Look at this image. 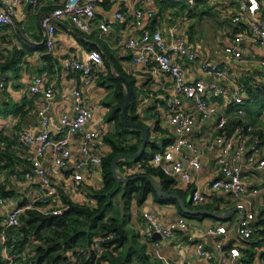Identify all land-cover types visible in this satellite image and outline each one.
<instances>
[{
    "label": "built area",
    "instance_id": "obj_1",
    "mask_svg": "<svg viewBox=\"0 0 264 264\" xmlns=\"http://www.w3.org/2000/svg\"><path fill=\"white\" fill-rule=\"evenodd\" d=\"M1 1L4 5L0 6V25L14 24L12 9L19 1ZM107 1L115 5L126 0H65L63 4L42 15L41 25L47 49L51 50L55 45L56 25L62 16L70 18L78 29L87 34L94 30L109 33L117 24L126 22L132 16L131 27L140 32L127 41L126 48L132 53L133 61L142 64L145 72L162 78L161 83L153 82L154 86L160 89L159 94L152 84L144 90L150 97L160 96L167 101L169 121L175 133L174 140H171L162 151L155 153L149 163L161 169L171 179H182L190 183L193 177L192 170H202L204 164L201 160L203 152L200 146L188 138L186 133L197 121L203 123L215 119L219 133L214 137V142L219 148L217 163L223 178L216 179L212 188L239 200L236 210L245 217L237 223L235 230L239 234V239L247 241L254 233L252 223L257 219L254 210L255 197L264 194V182L255 187L248 186L242 177V167L246 163L263 169L264 145L254 133V126L246 124L243 119L245 102L249 98L248 89L237 80L229 65L233 61H242L244 46L249 44L264 47V21L260 13V0H237L239 10L233 17V22L239 28L232 42L223 47L226 57L224 61L208 58L193 47L188 34L182 30L191 20L188 12L182 14L178 20L170 21V29L166 35L160 29H151L148 26V22L156 17L155 9L152 7L156 0H133L134 3L138 1V6L133 8L131 15L119 6L113 10L112 18L101 21L97 17L98 4ZM188 1L192 4L196 0ZM88 54L87 61L71 57L63 61L67 73H81V84L77 81L72 89V114L65 113L60 116L58 128L63 132L60 137L55 136L49 128L50 119L47 115L50 102L55 97L54 89L44 84L43 76L27 81L29 92L35 95L43 94L48 100L39 108L42 131L32 133L23 129L16 133L18 142L27 152V160L31 166L24 173V182L34 183L38 180L40 185L19 202L15 200L13 194L0 197V206L4 207L0 212L3 227L23 225L28 210H37L42 216H61L70 208V200L89 202V196L85 193L86 184L89 188L99 187L100 182L94 181V175H97L98 171L102 173L105 149L108 148L105 140L106 131L100 126L88 128L93 113L82 89L91 84L93 71L96 66L104 63V56L98 50H91ZM181 60L191 63V68H197L202 75L198 74L192 78L186 74L183 66L187 62L180 63ZM259 63L264 66V59ZM208 77H213L214 80H209ZM220 81L225 83L221 84ZM6 87L7 78L0 75V92H4ZM258 88L264 89V82L259 83ZM225 95H228L230 102L236 106L235 117L242 120L231 135L226 133L228 120L227 116L221 113L222 106L218 101ZM185 99L192 102L193 109H186ZM259 119L264 122V110ZM74 134H80L77 144L71 136ZM0 148L6 151L7 143L0 142ZM49 151L52 159L45 164ZM186 151L192 153L188 165L179 157V154ZM99 180L102 182V177ZM192 198L197 205H204L210 200L207 195L198 191L192 194ZM141 216L145 222L146 234L150 236L156 232L162 238L173 240L178 237V230L188 228V222L184 218L165 225L155 211L143 210ZM204 235L217 237L215 246L219 256L209 251L203 241H198L194 250L203 260V264H246L242 260L243 255L238 244H229L230 230L226 226L210 225ZM2 238L5 242V237ZM97 250L100 253L102 247H98Z\"/></svg>",
    "mask_w": 264,
    "mask_h": 264
},
{
    "label": "crops",
    "instance_id": "obj_2",
    "mask_svg": "<svg viewBox=\"0 0 264 264\" xmlns=\"http://www.w3.org/2000/svg\"><path fill=\"white\" fill-rule=\"evenodd\" d=\"M18 1V4L12 9L14 24L0 25V75H5L7 78L6 90L0 92V135H2L3 138L7 137V139H2L0 142L4 141L7 143L8 149H6V151H8V154L12 155L10 159L14 161V170L6 168L0 171V183L6 185L7 189L14 191L13 195L16 201H22L40 185L38 180L34 183L24 182V173L31 166L30 162L27 160V152L18 142L16 133L23 129L32 133L41 132L39 108L44 103L48 102L45 95H35L29 92L27 90V81L30 78L43 76L44 84L54 89L55 97L50 102L47 115L50 119L49 128L55 136L60 137V135H63V132L59 131L60 129L58 128L60 116L65 113L72 114V89L77 81L81 84L80 72L67 73L65 71L63 61L67 57L79 61H87L89 56L88 52L91 50H98L104 56V63L100 66H96L93 71L91 84L89 86H84L82 91H84L88 99V105L93 113L88 128L93 129L100 126L106 131L105 140L108 146V148L105 149L106 157L109 155L112 148V145L107 139L108 137L111 138V136L117 132V127L114 121L110 119V116L113 110L112 107L115 106L118 100V98L113 95L114 93L110 88L111 83L108 77L116 76L119 78V76L122 75L111 65L113 60L118 61L123 71L129 77L133 78L134 90L129 105L132 104L134 97L136 101L134 105L140 122H133L147 127L149 132L148 142L161 144L162 140H168V143L174 140V127L169 121V112L166 107L167 101L160 96L150 97L149 93L144 90V88H148L150 84L154 86L153 82L161 83L163 81L162 78L152 73L145 72L142 69V64L135 63L132 53L126 48L127 41L140 32L131 27L130 21L132 16L126 22L117 24L109 33H102L98 30H94L90 34L78 29L70 18L62 16L56 25L55 45L51 50H48L45 37L43 36L41 17L45 13L63 4L65 0ZM260 2L261 18L264 21V0L263 3L262 0H260ZM137 3L138 1L134 3L133 0L115 3V5L108 1L100 3L97 8V17H99L101 21L108 20L112 18L113 10L117 9L119 6L131 15L133 8L138 6ZM181 4H183L185 8L190 7V10L185 11V9H183V11L180 12L178 6ZM206 4L207 3H198V0L192 4L188 0H156L152 3V7L156 12V17L154 20L148 22V26L151 29L158 28L164 34L168 35L170 21H176L182 14L188 12L189 15H191V20L182 30L188 34L193 47L208 58L215 61H224L226 57L223 47L232 42L239 28V26L233 22V17L239 10V2L237 0H209V5H207L209 7H214L216 10V20L219 22V25L216 26L219 28L220 32L216 37V45H213L210 41L203 42V40L199 38L198 33H196V28L193 24L192 12L193 14L200 15L202 24L210 29L207 23L208 20H206V22L201 16L207 8L204 6ZM174 10L178 11L176 15H173ZM243 50L242 61L231 62L229 68L232 73L236 75L237 80L247 89L250 87L257 90L258 84L264 82V66L259 63L261 59H264V47L248 44L243 47ZM186 62L187 64L183 66L186 74H189L192 78L197 77L198 74L202 75L197 68H191V63L188 61H180V63ZM8 64L10 65L6 67ZM208 79L214 80L213 77H208ZM128 81L132 90L131 82L130 80ZM121 82L123 84L122 88L125 96H127L126 85L122 80ZM220 83L224 84L225 81H220ZM154 87L159 94L160 89H158L157 86ZM248 94L249 98L245 102V114L243 119L246 124H252L254 126V133L262 134L264 133V122L259 119V115L264 110L263 100L260 97L250 95L249 89ZM218 101L220 106H222L221 113L227 116L228 125L226 127V133L227 135H231L235 127H237L238 123L242 120L235 117L236 106L230 102L228 95L219 98ZM184 106L187 110L193 109L192 102L186 99L184 100ZM145 114L149 117L143 120L142 116ZM130 129L134 130L139 128L130 127ZM218 133L219 130L215 124V119L203 123L197 121L196 125L186 133L188 138L190 137L200 146L203 152L201 160L204 164V168L202 170H192L193 177L190 183L182 179H173L172 188L181 191L183 196H185L184 199H186L188 203H192L196 206L193 209H206L204 208L206 205L215 206L213 209L209 210L221 215L231 211L229 213V215H232L231 219L226 218L228 220H221L217 217L209 216L214 219L213 222L209 223L203 221L209 218L208 216L202 219H190L179 213L175 205L159 204L149 196L143 205L140 206L138 204L140 207L143 206L140 212L141 215L143 210L155 211L165 225H168V223L173 220L184 218L188 222V228L178 230V237L173 240H167L165 238L153 240L152 237L146 234L145 222L141 215L138 216V218H140L138 222L133 223L130 221L134 226L138 227L139 225L138 233L140 236H143L144 241L147 243L148 252L153 258H159L163 264H203V260L194 250L195 244L198 241H203L209 251L219 256L215 246L217 237L214 235H204L206 229L209 228L210 225H224L230 230L229 244H238L243 255L242 260L246 264H264V236H257L253 233L252 238L247 239L245 242L239 239V234H237L235 226L245 217L244 214L236 210V205L239 200L228 193L215 191L212 188V184L216 179L223 178V174L217 163L219 148L217 143L214 142V137ZM71 136L75 144H77L80 134ZM143 138L144 134L142 140ZM74 151L77 154V149ZM7 155L6 159L1 162L2 164H6L8 160H10ZM191 156L192 153L190 151L179 154V157H182L185 165H188ZM106 157H104V159ZM51 159L52 154L51 151H49L45 164L51 162ZM116 164L118 174L123 177L135 176L139 172L145 173L143 164L140 161L133 162L131 158L119 159ZM100 177H103V175L98 171L97 175H94V181L100 182L98 186L103 184V182L99 180ZM242 177L248 186H259L264 182V168L260 169L245 163L242 167ZM160 183H158V185H160ZM88 189L89 185L86 184L85 193L87 194ZM196 191L207 195L210 198L209 202L204 205H197L192 198V194ZM263 205L264 194H260L255 197L254 210L257 215L256 220L261 218L262 221L261 214L264 215V213H262L264 212ZM3 210L4 207L0 206V212ZM253 227L255 230L257 229L256 226L253 225ZM263 228L264 225H260V230ZM149 246L155 249V254L151 253ZM249 252H252V257H249Z\"/></svg>",
    "mask_w": 264,
    "mask_h": 264
},
{
    "label": "trees",
    "instance_id": "obj_3",
    "mask_svg": "<svg viewBox=\"0 0 264 264\" xmlns=\"http://www.w3.org/2000/svg\"><path fill=\"white\" fill-rule=\"evenodd\" d=\"M206 1L198 0V3L204 4ZM111 65L117 72L130 80L132 90H134L133 78L123 71L119 62L113 60ZM108 78L113 95L118 98L115 106L112 107L110 116L117 127V132L107 139L112 148L102 162L103 184L98 188L88 189L89 202L70 200V208L61 216L47 218L37 210H28L25 223L19 227L6 228L0 222V237L4 236L6 240L4 243L0 242V264H163L160 259L153 258L148 252L146 242L139 241V237L142 236L129 228L130 218L126 212L127 207L135 200L141 206L151 196L159 204L175 205L178 212L187 218L202 219L207 217L185 214L177 199L157 194L152 184L145 178L135 179V181L126 184L116 182L110 164L112 159L121 153L134 154L139 151L143 134L141 130L130 129L124 123L123 105L126 96L122 88L123 84L116 76ZM248 89L250 95L260 97L264 104V89L257 88L256 90L250 87ZM135 102L133 97L132 104L129 105L128 118L131 122H140ZM255 134L264 144V133ZM2 139L5 140L7 137L3 138L0 135V140ZM167 143L168 140H162L161 144L149 141L144 154L131 160L133 162L140 161L145 173L159 175L163 191L178 193L184 200L185 207L191 210L196 206L188 203L181 191L172 188L173 178L171 179L161 169L151 166L149 163L154 154L162 151ZM7 154L8 151H3L0 148V171L6 168L14 170V161L10 159L12 155ZM6 155L10 160L6 164H2ZM12 194H14L13 190L7 189L6 185L0 183V197ZM119 195L123 196L125 203L123 210H121ZM63 200L66 202L65 197ZM206 206L204 208L207 210L215 207ZM261 215L260 225H264V215ZM231 217L232 215H229L228 219ZM260 225L256 226V230L254 228V234L264 236V228L260 230ZM100 246L102 250L99 253L97 248ZM249 257H252V252H249Z\"/></svg>",
    "mask_w": 264,
    "mask_h": 264
},
{
    "label": "water",
    "instance_id": "obj_4",
    "mask_svg": "<svg viewBox=\"0 0 264 264\" xmlns=\"http://www.w3.org/2000/svg\"><path fill=\"white\" fill-rule=\"evenodd\" d=\"M4 5L3 1L0 0V6ZM119 78L125 83L126 85V90H127V96H126V100H125V104L123 106L124 110H123V119H124V122L126 125L130 126V127H137L139 129L142 130L143 134H144V138L142 140V143H141V149L138 151V152H135L134 154H129V153H122V154H119L117 155L114 159H112L111 161V164H112V174H113V177L114 179L116 180V182H120V183H123V184H126V183H129L131 181H135V179H139V178H145L147 181H149L151 184H152V187L153 189L156 191L157 194L163 196V197H174L175 199L178 200L180 206L182 207L183 211L188 214V215H191V214H201V215H204V216H214V217H217L221 220L223 219H226L228 218V215L231 211H228L226 214L224 215H221V214H217L215 213L214 211L212 210H206V209H191V210H188L186 207H185V204H184V200L181 199V197L178 195V193H175V192H172V193H166L163 191L162 187L160 185H158V183L161 182V177L158 176V175H148L146 173H143V172H139L138 174H136L135 176H127V177H123V176H120L118 174V171H117V164L116 162L119 160V159H126V158H131V159H136V158H139L141 157L145 150H146V147H147V142H148V139H149V132H148V129L146 126H143L142 124H139V123H136V122H130L128 120V106L130 104V101L132 99V96H133V90H131V87H130V83L129 81L122 75L119 76ZM119 200H121L122 202V210L124 209V200H122V195L119 196ZM47 218H51V216H47ZM261 222V218H259L258 220L254 221L253 222V225L254 226H258V224ZM152 239L155 240V239H162V236L159 234V233H156L152 235Z\"/></svg>",
    "mask_w": 264,
    "mask_h": 264
},
{
    "label": "rangeland",
    "instance_id": "obj_5",
    "mask_svg": "<svg viewBox=\"0 0 264 264\" xmlns=\"http://www.w3.org/2000/svg\"><path fill=\"white\" fill-rule=\"evenodd\" d=\"M204 3H207L209 5V0H207ZM207 4L204 5L207 8L204 10V14H202L201 16H202L203 20H205V21L208 20V22L207 21L206 22L209 24L210 29L202 24L200 15L193 14V12H192L193 24L196 28V33H198L199 38L201 40H203V42L210 41L213 45H216V37L218 36V33H220L219 28L216 26L219 25L218 24L219 22L216 20L217 19L216 15H215L216 10L214 9V7H212V6L209 7ZM178 9L181 12V11H183V9H185V11L190 10V7L185 8L183 6V4H181L180 6H178ZM177 13H178V11L174 10L173 15H176ZM210 16H213V17H210ZM148 117L149 116L147 114H145L144 116H142V119L146 120V118H148ZM119 196H121V195H119ZM119 196H118V198H119ZM142 207H140L136 201H133L127 207L126 212L128 214V217L130 218V221H132L133 223H136L139 221L140 218H138V216L141 215L140 212H141ZM121 210H122V208H121ZM203 221L209 223V222H213L214 219L212 217H209ZM128 224H129V228H132L134 231L138 232L139 225L137 227V226L132 225V223L128 222ZM2 237L3 236L0 237V242L4 243V240ZM139 241L145 242L143 236H142V238L139 237ZM149 249H150L151 253L155 254V249L152 246H149ZM157 259H159V258H157Z\"/></svg>",
    "mask_w": 264,
    "mask_h": 264
}]
</instances>
